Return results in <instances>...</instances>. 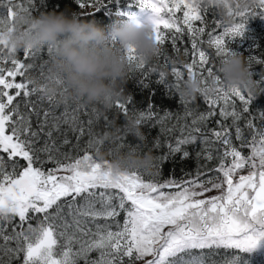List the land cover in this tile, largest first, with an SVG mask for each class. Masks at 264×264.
Returning a JSON list of instances; mask_svg holds the SVG:
<instances>
[{"label": "snow or ice", "instance_id": "6c2138e0", "mask_svg": "<svg viewBox=\"0 0 264 264\" xmlns=\"http://www.w3.org/2000/svg\"><path fill=\"white\" fill-rule=\"evenodd\" d=\"M62 3L0 0V31L17 15L32 16ZM75 3L82 20L97 13L139 16L150 4L161 17L160 45L170 40L179 53L183 44V54L191 55L190 62L171 67L173 83L161 71L155 83L171 96L186 80L185 71L187 79L198 76L205 83L200 97L206 107L189 106L195 98L181 100L182 116L170 110L161 115L150 99L145 110L131 108L141 124L160 126L152 147L166 151L150 171L114 176L93 154L104 132L96 131L99 110L78 104L58 110L57 102L44 95L45 50L25 51L18 58L0 48V264H249L242 254L264 256V111L253 116L255 98L224 87L218 76L215 93L206 91L215 59L220 62L234 51L233 44L247 39L248 27L243 35H233L219 20L209 27V10L196 9L190 0ZM89 8L93 11H85ZM257 11L264 19V11ZM247 58L251 75L258 74L264 86V68L252 70L254 64L264 66V58L252 51ZM137 70L144 76L140 86L150 88L146 81L156 69L138 65ZM134 99L118 103L111 119L104 115L103 127L128 114ZM177 157L194 158L195 170L182 169L177 178L173 168L162 178L163 165Z\"/></svg>", "mask_w": 264, "mask_h": 264}, {"label": "clouds", "instance_id": "9594fccd", "mask_svg": "<svg viewBox=\"0 0 264 264\" xmlns=\"http://www.w3.org/2000/svg\"><path fill=\"white\" fill-rule=\"evenodd\" d=\"M193 7L212 10L222 27L243 35L247 21L261 15L264 0H190ZM150 13L146 20L139 16L114 19L106 26L96 21L79 18V14L51 11L38 16L14 17L7 28L0 31V48L17 56L20 52L48 50L51 55L45 63L44 80L40 82L45 96L52 97L58 106L80 105L99 109L102 116L125 103L126 85L138 65L151 66L162 51L157 40L160 14L144 4ZM239 25V27H238ZM135 57L131 60L130 56ZM183 63L171 61L172 67ZM167 76V69L160 70ZM217 76L222 85L238 89L257 98L264 88L253 78L247 58L238 51L224 54L216 72L208 82L209 95L216 91ZM205 90L200 77L184 80L178 89L181 100H193ZM118 119V118H117ZM110 121V127L99 137L95 146V160L110 165L114 176L135 169L152 170L156 157L149 148L142 151L147 137L141 130L136 113L124 115V123ZM127 136H133L137 145L124 146Z\"/></svg>", "mask_w": 264, "mask_h": 264}, {"label": "trees", "instance_id": "16d2710c", "mask_svg": "<svg viewBox=\"0 0 264 264\" xmlns=\"http://www.w3.org/2000/svg\"><path fill=\"white\" fill-rule=\"evenodd\" d=\"M51 11H56L57 13L67 11L69 13L75 12L79 14L81 10L78 9V6L76 5L75 0H63L62 6L54 4L53 6L48 7L47 9L41 8L40 12L39 13L34 12L33 16H38L42 12H51ZM85 11L92 12L93 9L89 8V9H86ZM177 15L182 16V13H177ZM114 19H117V17L112 16L111 18H109L107 16H104L103 13H97L95 19H88L87 21H92V20L96 22L98 21V23L101 26H106L110 24L112 20ZM205 19L209 22V27L215 26L214 21L219 20L216 13L212 10H209V12L205 15ZM194 23L196 24V26H200L199 22H194ZM247 27L249 29V31L246 32L245 34L247 39H245L243 42H240L238 44H233L232 45L233 50L238 51V52L243 51V54L246 58L248 57L251 51L254 56L264 58V19H261L258 16L255 18H250ZM161 31L167 34V30L163 29V26H161ZM186 39L187 38L185 37V40ZM205 39H206V36H205ZM254 43H257L258 47H255L252 50L251 46ZM161 47H162V51L159 54V56L156 58L153 65L147 66L149 71L153 68L156 69V72L152 73L150 76V79L146 81L150 83V88L143 89L140 86L139 81L144 79V76L142 75L140 70L135 69L133 73L130 75V78L128 80V83L125 89V95L128 97V99L130 96L135 98L133 103L129 106L130 112H131V108L133 107L136 108L138 111L145 110L144 108V106H146L145 103L147 102L148 99H150L151 103L155 107V110L161 115H163L165 111L170 110L173 114L182 116L184 112V107H183L181 98L178 95V93L174 92L173 95L169 96L167 89L163 85H157L155 81L158 79L159 71L163 69H167L168 74L166 76V81L169 84L173 83L175 78L171 74V67H172L171 61L173 59H178L182 61L183 63L190 62L191 55L185 56L183 54V49H184L183 44L180 45V52L174 53L170 40H166L165 45ZM188 47L190 48V45H188ZM203 47L207 51H212L210 49H207V45H204ZM17 57L22 58L23 52H20L17 55ZM44 59H48L46 55V50L44 54ZM218 64H219V59H215V65L217 66ZM176 66L181 67L182 63L177 64ZM262 68H264V66H259V65L254 64L252 70L255 72H259ZM32 71L34 74H38V69H34ZM253 78L256 80H259L260 76L258 74H255L253 75ZM185 79H187L186 71H185ZM189 106L198 107L199 110L201 111L205 110V107H206L200 95H197L195 101L191 102ZM91 107L93 106H89V108ZM250 108H251L250 111L252 112L253 116L258 118L259 112L264 111V93H261L259 97L255 98V100L252 101ZM62 109H63V106H60L58 110H62ZM117 111L118 110L114 108L113 110L106 112L105 115L109 116V118L111 119ZM115 119H117V123L119 124L124 123V115H119ZM171 122L175 123L176 121L175 119H173ZM103 123H104L103 116L101 115V118L99 121L100 126L96 128L97 132H103L108 129V128L103 127ZM153 124L154 122H148V123L141 124V130L147 137V140H146L147 147H145V145H140V149L142 151H147L150 148L154 156L158 157L166 151V148L155 149L152 147L154 138L160 136V126L159 125L153 126ZM161 139L163 140V137H161ZM123 142L126 145H130V146L137 145V141L135 140L133 136H127L126 140ZM191 150L192 149L190 148V151ZM193 157H194V151H193ZM196 164H197V161L194 158L188 161L182 162L179 159V157H177L174 163L170 161L163 165L162 178H168L169 170L173 168L175 169V172H174L175 177L181 178L182 169L194 171L196 168ZM242 255H244L245 258L249 260V264H264V256H261L259 254H252L250 257L247 254H242Z\"/></svg>", "mask_w": 264, "mask_h": 264}, {"label": "rangeland", "instance_id": "374dc122", "mask_svg": "<svg viewBox=\"0 0 264 264\" xmlns=\"http://www.w3.org/2000/svg\"><path fill=\"white\" fill-rule=\"evenodd\" d=\"M150 15V13L148 12H143V13H140L139 14V17L142 19V20H146L148 18V16ZM217 193L213 192V193H209V195H215Z\"/></svg>", "mask_w": 264, "mask_h": 264}]
</instances>
